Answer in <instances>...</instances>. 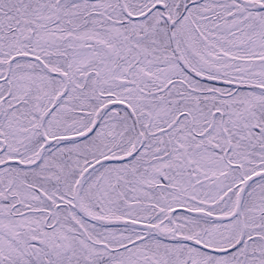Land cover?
Returning a JSON list of instances; mask_svg holds the SVG:
<instances>
[{
	"label": "snow or ice",
	"instance_id": "obj_1",
	"mask_svg": "<svg viewBox=\"0 0 264 264\" xmlns=\"http://www.w3.org/2000/svg\"><path fill=\"white\" fill-rule=\"evenodd\" d=\"M0 264H264V0H0Z\"/></svg>",
	"mask_w": 264,
	"mask_h": 264
}]
</instances>
